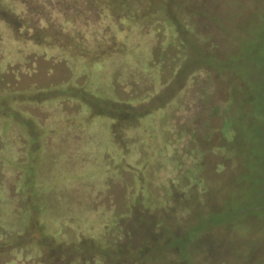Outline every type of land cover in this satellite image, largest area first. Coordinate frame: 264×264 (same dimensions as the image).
Masks as SVG:
<instances>
[{
    "label": "rangeland",
    "instance_id": "rangeland-1",
    "mask_svg": "<svg viewBox=\"0 0 264 264\" xmlns=\"http://www.w3.org/2000/svg\"><path fill=\"white\" fill-rule=\"evenodd\" d=\"M21 1L26 3V8L20 16L0 3V20L8 25L14 37L44 47L56 45L62 49L60 59L78 61L69 70L64 62L58 61L57 64L53 60L56 65L51 73L53 51L45 49L46 59L29 54L28 73L20 76L24 73L20 67L12 73L9 69L4 80L2 73L10 65L8 56L0 63V151L8 153L5 136L10 130H22L29 142L27 144L33 146V151L29 150L25 158L27 165L23 166L21 159L14 166L19 173L26 174V177L19 174L17 178L22 190L30 193V198L19 205L17 219L7 217L11 205L2 200L5 180H2L4 174L0 172V214L4 215L0 217V264H264V160L256 110L248 115L251 128H241L240 139L246 147L243 154L240 153V145L228 144L216 132L207 140L198 139L197 144L191 139L185 145L181 143L176 148H180L181 152L174 151L167 158L169 160L161 158L153 163L151 157L159 153L160 148L151 143L148 159L146 151H142L139 159L142 167L137 168L136 186L126 176L118 185L107 190L104 199L113 198L127 212L117 225L109 231L95 229V232L99 230V237L65 229L64 237L59 240L44 234L34 210H44L53 216L55 209L61 211V207L48 198L52 196L50 191H45L50 185L51 174L54 179L68 175L53 170L56 166L53 161L50 162V169L43 171L42 163L52 157L48 153L40 154L36 133L39 126L25 119L23 111L19 113L13 106L14 102L34 103L43 99L30 97L33 93L28 86L32 85L35 88L48 85L46 93L51 98L55 94L52 90H64V93L85 101L90 98L88 93H92L80 92L74 85L76 75L84 71L86 77H82L78 85L88 91L86 83L93 80L98 87L95 95L98 100L90 99L89 107L83 105L91 110V114L98 116L96 118L101 119V123L107 121L104 117L109 115L116 119L113 129L115 138L124 147L125 131L136 127L138 115L126 103L115 104L105 99L111 94L115 97L112 86L123 82L121 76L125 75H96L102 65L100 61L112 53L119 55L124 44L118 39L125 35L133 36L132 25L148 27L162 18L180 28L183 25L181 19L189 15L191 20L196 21L201 35L194 32L192 22L187 24L192 40L194 35L196 41H190L189 58L181 68L180 73L185 75L179 73L174 76L158 97L162 100L169 96L172 100L183 87L187 71L194 70L201 63L202 56L208 55L213 57L217 67H207L214 86L209 105L231 97L236 104L232 115H241L244 107L240 100L243 97L248 100L254 90L259 91L257 77L253 78L250 74L251 65L255 63L244 53L249 44L247 39L252 23L264 30V0H53L49 2V7L43 1ZM52 10L62 12L70 22L66 23L68 25L63 27L64 30L52 19ZM102 14H108L112 21L103 18ZM112 24L123 29L124 35L116 36L115 25ZM192 42L196 43L193 45ZM145 48L146 44L140 43L133 53L124 54L132 62L139 56L146 57ZM17 49L18 43H10L11 56L16 55ZM238 50L240 53L236 55ZM236 56L240 63L245 64L246 68L241 67L244 78H235L234 71L225 68L227 63L236 60ZM92 71L95 74L90 76ZM14 76L20 77L19 80H15ZM92 88L96 90V86ZM183 92L186 94L188 91ZM15 96L18 97L14 99ZM177 97L179 103L184 99L181 94ZM189 115L192 116V113ZM182 116H178L179 123L184 120ZM203 119L206 120V116ZM160 125L166 127L167 121ZM210 125L219 130L221 118L212 119ZM187 129H193V126ZM168 132L167 129L164 134L171 137ZM164 145L163 149L167 150ZM217 147L232 150L231 157L210 152L211 148ZM198 148L207 152L201 156ZM250 158L253 159V174L249 175ZM179 160L181 166L178 165ZM36 182L38 186L35 188ZM20 199L17 197V203ZM1 223L11 225V232L5 231Z\"/></svg>",
    "mask_w": 264,
    "mask_h": 264
},
{
    "label": "trees",
    "instance_id": "trees-1",
    "mask_svg": "<svg viewBox=\"0 0 264 264\" xmlns=\"http://www.w3.org/2000/svg\"><path fill=\"white\" fill-rule=\"evenodd\" d=\"M38 1H43L46 7L50 6L49 2H53V0ZM0 3L6 5L13 14L19 16L24 13V8H26V3L21 0H0ZM50 15L54 22L61 25L62 30H64L63 27L65 25H68L66 23H70L64 18L62 12L52 10ZM188 16L185 15L181 19L183 25L180 28L166 23L162 18L153 21L148 27L138 24L132 25L133 36L125 35L124 38L118 39L124 44V48H121L119 55H117L118 53H112L100 61L102 65L96 75L112 74L114 76L116 74L118 77L125 75V77L121 76L123 82L119 84L116 82L112 86L115 97L111 94L105 99L115 104L126 103L138 115L136 117V127L125 131L126 145L124 147L115 138L113 129L116 119L109 115L110 117H104L107 121L101 123L99 122L101 119L96 118L98 116L91 114L88 103L90 99L93 101L98 100L95 97L98 87L93 80L86 83V89L90 91L79 87L78 81L82 77H86L84 71H80L76 75L74 85L80 92L92 93H88L90 98L85 99V101L78 97H73L67 92L64 93V90H52L55 94L51 95V98L46 93L48 92V85L42 88H35L32 85L28 86L33 93L30 97L32 99L35 96L42 97V100L21 104L14 102L15 111L19 113L23 111L25 119H30V122L34 121L39 126L36 133L38 136L37 141L40 143V154L48 153L52 157L49 161L42 163L44 165L42 167L43 171L50 169L52 166L50 162L53 161L56 165L52 168L53 170L66 172L68 175L67 177L63 176L59 179H54L53 174H51L50 185L46 187L45 191V193L50 191L52 196H48V198L53 203L58 204V207H61V211L59 212L55 209L53 216L44 210H34L36 220L41 225L44 234L60 240L64 237L63 231L65 229L95 237H99V230L95 232V229H102L103 231H109V228L113 229L127 212L121 208L120 203L114 202L113 198L104 199L105 195L107 196V190L109 187L118 185L126 176L130 177L136 186L137 168L142 167V162L139 163V159L142 151L148 152V159L151 143L157 144V147L160 148V155L156 153L151 157L153 163L159 162L161 158L169 160L167 158L172 156L174 151L181 152L180 148L176 149L177 145L180 146L181 143L185 145L191 139L192 142L197 144L198 139L207 140L216 132H219L223 140L228 144L240 145V153L243 154V150H246V147L240 139V132L242 127L244 129L251 126L248 115L253 109L257 111L256 115L260 123L262 159L264 160V30L259 27L260 25L254 27L257 24L253 22L250 26V37L247 39L249 44L244 53L247 59L255 63L254 66L251 65L250 74L253 78L257 77L259 91L254 90V97H250V100L244 99L245 97L240 100L242 107H244L241 115L235 117L232 115V108L236 104L234 98L231 97L215 105H209L214 86L210 77V69L208 70L207 67L212 69L217 67L214 64L213 57H208V55L202 56L201 63L194 70L190 73L187 71L188 75L184 79L183 87L179 88L180 91L177 94H181L184 97L182 102L179 103L177 95L172 100L169 96L162 100L158 97L161 92L166 90L167 85L174 79V76L181 72V68L187 63L189 58L190 41H196L194 35L192 40V34L191 31H188L187 24L192 22L194 32L201 35L197 31L196 21L193 19L192 21ZM102 17H106V19H109L108 21L113 19L108 14L106 16L102 14ZM122 23H125V21H122ZM114 29L116 36L124 35L125 33L117 25H115ZM242 39L246 38L242 37ZM15 42L18 43V49L13 57L10 55L9 47L10 43ZM140 43L146 44V57L139 56L134 61L129 62L127 54H124V52L133 53ZM192 43L194 45L196 42ZM197 43L200 44L199 42ZM201 44L203 43L201 42ZM45 49L53 51L51 73L54 71V65H56L54 61L57 64H59L58 61L64 62L63 64L69 70L78 61L69 58L68 55L69 59L67 62L60 59L59 55L62 49L56 45L44 47L32 41L16 39L8 25L0 20V63L5 59L6 55L10 61V65L2 73L3 80L6 78L5 74L10 71L9 69H12V73L20 67L24 71V73H20V76L28 73L30 68L27 62L30 61L29 57H31L29 54L37 58L46 59ZM239 53L238 50L235 54L239 55ZM237 58L238 56L235 57L236 60L233 62L227 63L228 65L225 68L228 71L233 70L234 74H231L235 78H244L241 67L244 66L246 68L245 64L240 63ZM16 64L17 66L14 68ZM94 74L93 71L89 73L90 76ZM180 74L185 75L184 73ZM2 75L0 72L1 77ZM19 78H15V80H19ZM93 86H96V90H93ZM83 87L85 88L84 82ZM186 89L188 92L185 94L183 91ZM17 97L13 98L16 99ZM149 107L152 108L149 109ZM191 113L192 116L189 115ZM180 114H183L182 119L184 120L179 123L177 120ZM203 116H206V120L203 119ZM214 118H221L222 120L219 130L210 125V121ZM164 121H167L166 127L160 125ZM191 125L193 129H187ZM167 129L170 131L168 133L171 137L168 134L166 135V133L164 134ZM25 136L26 134L22 130H19V132L10 130L8 135L5 136V140L9 145L8 153L0 151V172L4 174L2 180H5L2 200L11 205L7 214L9 219H17L20 211H18L19 205H22L26 199L30 198V193L22 190L17 178L19 174L22 177H26V174L24 172L19 173L14 168L21 159H23V163L25 162V158L28 156L27 152L33 148L32 145L27 144L29 142ZM163 145L168 149H163ZM231 151H227L222 147L210 149L211 153L225 157H231ZM201 152V156H203L207 151ZM3 156L7 158L4 159ZM252 160L250 158V164L248 163L249 175L253 172ZM178 162V165L181 166L180 160ZM24 165H27V162ZM1 173L0 176H2ZM243 173H245V170ZM37 186L38 183L36 182L35 188ZM17 197H21L18 203L16 201ZM37 214L39 215L37 216ZM3 216L1 213L0 217ZM2 226H4L5 231L11 232V228H9L11 225H3L1 223ZM36 254L38 255V253Z\"/></svg>",
    "mask_w": 264,
    "mask_h": 264
}]
</instances>
